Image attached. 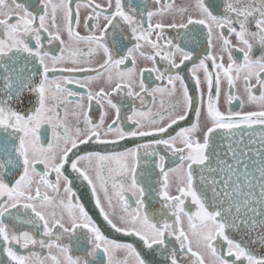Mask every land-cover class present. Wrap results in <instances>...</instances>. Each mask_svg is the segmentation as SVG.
Masks as SVG:
<instances>
[{
    "label": "snow or ice",
    "instance_id": "obj_1",
    "mask_svg": "<svg viewBox=\"0 0 264 264\" xmlns=\"http://www.w3.org/2000/svg\"><path fill=\"white\" fill-rule=\"evenodd\" d=\"M0 264H264V0H0Z\"/></svg>",
    "mask_w": 264,
    "mask_h": 264
},
{
    "label": "flooded vegetation",
    "instance_id": "obj_2",
    "mask_svg": "<svg viewBox=\"0 0 264 264\" xmlns=\"http://www.w3.org/2000/svg\"><path fill=\"white\" fill-rule=\"evenodd\" d=\"M234 107H236V108H237V110H239V108H238V104L234 105Z\"/></svg>",
    "mask_w": 264,
    "mask_h": 264
}]
</instances>
